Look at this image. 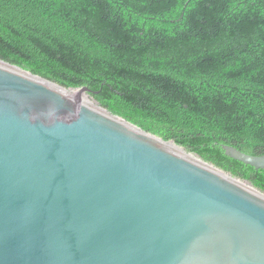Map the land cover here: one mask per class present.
I'll use <instances>...</instances> for the list:
<instances>
[{
    "label": "water",
    "instance_id": "obj_1",
    "mask_svg": "<svg viewBox=\"0 0 264 264\" xmlns=\"http://www.w3.org/2000/svg\"><path fill=\"white\" fill-rule=\"evenodd\" d=\"M0 62L30 74L0 63V264H264L263 199L88 86ZM223 148L264 169V154Z\"/></svg>",
    "mask_w": 264,
    "mask_h": 264
},
{
    "label": "trees",
    "instance_id": "obj_2",
    "mask_svg": "<svg viewBox=\"0 0 264 264\" xmlns=\"http://www.w3.org/2000/svg\"><path fill=\"white\" fill-rule=\"evenodd\" d=\"M0 58L264 192V0H0Z\"/></svg>",
    "mask_w": 264,
    "mask_h": 264
},
{
    "label": "bare ground",
    "instance_id": "obj_3",
    "mask_svg": "<svg viewBox=\"0 0 264 264\" xmlns=\"http://www.w3.org/2000/svg\"><path fill=\"white\" fill-rule=\"evenodd\" d=\"M0 63H1L2 65L9 66L10 69L17 70V71H20V72L23 71L22 69L17 68V67H15V66H11V65H9V64H7V63H3V62H0ZM22 73H25V74H27V75H30L28 72H22ZM40 81L43 82V83H45V84H47V85H49L50 87H53V88H55V89H59V90H60V88H59V86H58L57 84H53V83L48 82V81H46V80H40ZM67 93H69V94H70L73 98H75V99H78V97H79V96H78L79 93H78L77 90H76V91H68ZM84 101H85V100H84ZM85 102H86V101H85ZM89 105H90L92 108L101 111L102 113H108V112L104 111L103 109H101L100 107H98V105H96L95 103H92V104H89ZM117 119L123 122V120H121L120 118H117ZM174 145H176V144H174V142H170V143H169V146H171V147L174 149L175 152H177V153H179V154H181V155L186 156L187 158H189V159L192 160L193 162H196V163H198V164H200V165L208 166L211 170H213L214 172H216L218 175H220V176H222V177H224V178H228L231 182L235 183L237 186L241 187L243 190H245V191H247V192H249V193H251V194H253V195H255V196H257V197H259V198H261V199L264 200V194H262L261 192H259V191H257L256 189H254V188H252V187L246 185L245 183L241 182V181L238 180L237 178H233V177H231L229 174H226V173L222 172L221 170L215 168V167L212 166L211 164H209V163H205L202 159H200V158H198V157H196V156H195V157H194V156L192 157V156L188 155V153H187V154L184 153V152L181 151L180 149L176 148ZM180 147H181V146H180ZM186 152H187V151H186ZM189 153H190V152H189Z\"/></svg>",
    "mask_w": 264,
    "mask_h": 264
}]
</instances>
